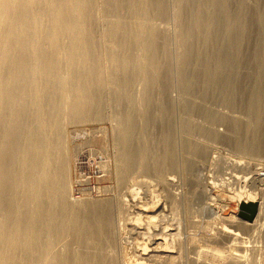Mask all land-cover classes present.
Listing matches in <instances>:
<instances>
[{
    "label": "bare ground",
    "instance_id": "6f19581e",
    "mask_svg": "<svg viewBox=\"0 0 264 264\" xmlns=\"http://www.w3.org/2000/svg\"><path fill=\"white\" fill-rule=\"evenodd\" d=\"M97 1L0 0V264H181L178 262L180 254L174 256L172 249L177 247L175 241L178 240L176 239L179 233L178 227H176L178 232L176 235L173 233L165 235V233L163 237L159 234V236L150 234L154 232H150V227L149 232L147 229L139 232L138 234L141 235L137 238L142 241L138 240V243L143 246V250L134 263L127 260L130 251L126 241L130 242L134 229L131 233H127L125 226H132L134 213L136 217L134 216L133 222L141 219V213H149V206L142 208L141 211L139 209V213L131 212L132 209L124 206L133 199L132 197L128 199V196H131L130 193L135 188L140 190L139 188L150 186L160 187L162 181L165 183L163 175L159 174V144H154L153 140L144 168L139 169L142 165L138 152L140 148L137 145L141 143H138L139 134L145 129H141L142 119L143 126L150 129L162 127L166 122L164 111L170 110L172 113L176 106H180L193 113L192 115L201 117L199 122L203 118L209 123L213 116L218 124L227 127L226 133L223 134L219 133L217 128L214 130L198 124L199 127L196 128L200 136L214 140L221 138L225 144H231L235 149L233 152L248 153L249 149L252 151L254 149L255 142L253 139L249 140L254 122L252 123L247 115H250V112L255 114L256 111H261L260 105L263 106L259 100L263 86L259 73L264 55L263 38L258 36L261 19L251 20L249 37L252 34L258 37H254L255 43L249 41L239 59L238 64L242 70L235 73L238 79L229 90L230 96L235 94L234 105L212 104L211 83L218 80L217 83L226 88L229 75L225 74V70L221 72L217 68L210 70L207 66L214 63H221L224 66L233 53V50L230 52L232 45L236 47L240 42L242 30L239 22L234 19L240 16L241 11L243 12L241 7L245 4L244 1L104 0L102 3V0V4ZM143 4L148 5L152 18L146 21L143 19L142 21L145 22L138 24L134 18L136 15L133 14L137 11L136 7ZM236 5L240 7L236 8ZM231 15H233L232 19ZM142 27L149 32L147 33L149 38L145 37L149 39L146 46V54L149 56L147 64L146 61L141 60L145 51L138 44L140 39L137 38L138 29L142 30ZM251 47H254V53H251ZM155 49H158L157 52L162 51V54L168 51L169 55L157 60L153 54ZM175 87L178 90H174ZM174 91H177L176 95ZM236 107L240 109L241 114L234 113L237 111L233 110ZM185 113L177 118L179 119L177 124L169 123L166 128L170 134L168 146L166 145V162H169L175 172L180 170L179 167L185 172L195 171L200 163L198 159L207 160L211 151L218 154L214 155L218 160L216 163L223 162L228 169H231V173L235 170L251 171L256 177L250 178L256 180L264 171V156H262L264 155V117L258 118L261 122L258 127L261 141L256 145L262 146L263 152L258 150L259 153H253L250 150L252 153L249 152V156L245 157L234 153L222 156L221 152L218 153L220 148L216 150L217 146H212L213 143L210 145L199 136L187 134L192 115ZM140 115L142 119L139 118ZM175 115L171 116L175 117ZM105 118L116 121L114 127L116 138L121 142V145L119 143L116 146L117 148L122 146L119 148L121 167L118 166L121 169L118 167L117 169L120 170L119 177L125 191L121 192V196L117 194L119 197L115 199L71 200L66 125L89 119L98 122ZM235 123H239V127H236ZM144 132L145 130L142 133ZM178 145L186 154L184 156L186 158L178 156ZM162 157L164 159L165 156ZM242 158L245 161L241 160ZM162 162L164 163V160ZM163 165L161 167L165 168L166 165ZM218 179L217 177L216 180ZM222 181L223 184L226 182L224 178ZM250 181L248 182L252 184ZM226 184L229 182L223 187ZM255 184L246 187L241 184L242 186L234 188L232 193V197L235 199L239 197L241 202L258 203L255 218L246 221L237 214L229 217H220L216 214L219 226L214 229L218 231V235L219 233L224 235L226 243L230 245L221 254L217 250H211L214 251L211 253L212 256L207 255L209 253L207 251L196 254V259L192 260L194 264H200L201 261L205 263L207 256L212 262L225 259L223 264H247L243 255V249L247 246L234 247L233 242L244 239L240 233L243 227H257L255 224L262 214V201L255 197L257 194ZM233 185L235 187L234 183ZM169 188L171 189L170 186ZM187 189L186 192H189ZM194 189L193 192L198 190ZM263 192L264 190L261 191L262 196ZM155 197L152 198L157 201V196ZM166 197L162 199L164 205H166ZM146 198L150 199L147 196ZM202 198L205 199L204 196ZM170 200L172 202L173 199ZM191 200L190 202H193ZM174 201L177 203L176 199ZM214 203H209L208 209H212ZM160 204H154L156 214L148 215L150 223L160 217L163 218L164 214L161 212L165 209L163 210ZM190 208H192L190 205L186 206L187 211ZM189 216L191 217L190 214ZM235 220L241 225L240 232L231 226ZM174 223L180 224H177V221Z\"/></svg>",
    "mask_w": 264,
    "mask_h": 264
},
{
    "label": "rangeland",
    "instance_id": "374dc122",
    "mask_svg": "<svg viewBox=\"0 0 264 264\" xmlns=\"http://www.w3.org/2000/svg\"><path fill=\"white\" fill-rule=\"evenodd\" d=\"M236 1H239V0H236ZM240 1H244L245 2V4L241 7L243 12L241 11L240 16L238 18L234 19V20H237L239 22L238 24L240 25V29L242 30V32L240 34V42L238 43V45L236 47H235L234 44L232 45V48H231L230 52L233 50V53H232L231 57H228V61H227V63L224 66L221 65V63H214V64L207 65L210 70H214L213 68L219 69L220 72L222 70H225V74L229 75V80H228V84H227L226 88H224V86L221 85L220 83H217L218 80H215V81H213L211 83V87H210L211 100L210 101L215 106H227V105L230 106V105H234L235 104L234 103V102H236L235 94L233 93L231 95L232 96L231 97L230 94H229V90L236 84V80L238 79V78L235 77V73L240 71V70H242V67L238 64L239 59L243 55V53H244L249 41L251 43H255L256 42V39L254 37L261 36V38H263L262 41L264 43V0H240ZM97 2L102 4V3H104V0H103V2H102V0H98ZM239 7L240 6L236 5V8H239ZM136 8H137V11H135L136 13L133 12V13H135L133 15H136V16H134V18L136 20L134 18H133V20H135L138 24L139 23H144L146 20H149L150 18H152L150 10L148 9V5L143 4V5H139ZM148 13H150L149 14L150 16L148 15ZM137 15H138V17H137ZM138 18H139V20H138ZM146 18H148V19H146ZM230 18L232 19L233 15H231ZM143 19L145 21H142ZM252 19H261V26L258 29L259 30L258 36H256L255 34L254 35L252 34V36L249 37L248 32H249V28H250ZM169 23H171V22H169ZM171 29H172V27H171ZM138 30H137L138 31L137 33L139 35L141 34L140 35L141 37L137 34V38L140 39V40H138V44H140V46L142 47V50L145 51V52H143V54L141 53L143 57H141V55H140V57H141L142 62L146 61V64H147V59H148L149 56H148V54H146V49H147L146 46H148V43H149V39H147V38H149V36H147L149 34V32L147 31V29L143 30V27H142V30H140V29H138ZM145 37H147V38H145ZM172 43H173V40H172ZM173 45H174V43H173ZM157 50L158 49H155L153 51V54H155V56L157 57V60L158 59L161 60L165 56L169 55V53H167L168 51L167 52L166 51L163 52L165 54L164 55V54H162V51L159 50L158 51L159 53H158ZM250 51H251V53H254L255 52L254 51V47H251ZM142 58H146V59L143 60ZM218 74H219V72H218ZM259 79H261V81L263 82V86H262V88L260 90V93H259V100L261 101L263 106L260 105L262 109L260 108L261 111H256V113H255L256 115L253 112H250L251 114L247 115L248 119L250 118L252 123L254 122L253 123L254 127H252L253 130L249 134V136H250L249 140L251 139L250 141H252V139H253V141L255 142V143H253L254 144V146H253L254 149H253V151L251 149L248 150L249 152L252 151L253 153H257L258 150L259 151L263 150L262 146H256V145H258L260 143V141H261V137H260V135H258L259 134L258 127H260L261 122H259L258 118L259 117H264V103H263L264 102V55H263V61L261 63V70H260V73H259ZM175 88H174V90H178L177 88L176 89ZM176 93H177V91H174L175 95H176ZM152 96H153V94H152ZM211 102H210V104H211ZM177 108L179 109L178 112H179L180 115L176 111ZM182 109L183 108H181L180 106L179 107L176 106L175 111H173L174 113L173 112L171 113L170 110H167V112L164 111L163 116H164L166 122H167V119H168V122L167 123L164 122L165 123V124L163 123L164 126H162V127L160 126L159 128H156V129H155V127L150 129V128L146 127L145 125L143 126L144 122H143L142 116L141 115L139 116V118L142 119V128L141 129L145 128L144 129L145 132L142 133L144 131V130H142L140 132L141 134H139V136H140L139 139L140 140L138 139L139 140L138 143L144 142L143 145L141 143L140 144L137 143L138 144L137 146L140 148V151H138V152H139V154L141 156V165H142L139 169L143 170L144 164H145V160H147L146 158H148V156H149L148 154H150L149 152L151 151L153 142H154V144H157V145L159 144L158 145V147H159V156H158V158H159V174L163 175V180L165 181V183L162 181L160 187L150 186V187H145V188H139L140 190L135 188L133 190V192L135 191V193H134L135 195L133 194V192H131L130 193L131 196H128V199H130L129 197H132L133 199H130L129 200L130 202L127 203L124 206L125 207H129L130 210L132 209L133 211H131V212L139 213L142 208L148 207V206H149L148 208L150 209V210L148 209L149 213H147V214H145V213L142 214L141 213L140 214L141 217L140 216L139 217L142 219V221H141V219H139L140 221L138 220V222L137 221L133 222L132 220H134L133 219L134 216L136 217V213H134V216L132 215L133 218L131 220V222L133 223L132 226L131 225H130V227H126L125 226L127 233H131L132 231L134 232V233H131V238L129 239L130 242L126 241L127 246L129 247V251H130L129 255H128V258H127L128 262L134 263L136 258H137V256H138V254L140 252H142L143 246L141 247V245H139V243H138V240L142 241V240L138 239L139 235H141V233L140 234H138V233L139 232H144L146 229L148 230V231L147 230L146 231L149 232V227L151 228L150 232L154 231V232H151L150 234H154V235H156V234L158 235L159 234L161 236L162 235L165 236V235H168V234H171V233L176 235V233L179 232L178 236H177L178 238H176L178 240L175 241L176 243L174 242L177 245V247L174 244L175 247L172 248V249L174 251V253H173L174 256L175 255L179 256V254H180V256L178 257V262L181 263V264H194V262L192 260L196 259V254H200L202 252H206L207 251V252H209L207 255L210 254L209 256H212L211 253H213L215 250H217L221 254V252H224L226 250L225 248L228 247L230 244L226 243V241L224 239V237H225L224 235H220V233L218 235V231L215 230L219 226L216 217H218V216H220V217H229V216H231L233 214H237L238 210H239L238 206H239V203L241 201L239 200V197H236V199L232 197L233 196L232 193H233L234 188L239 187L241 184L243 186H245L244 184H247V183H248L247 185H252V184L256 183L255 185L257 187L254 185L255 192L257 193V194H255V197H257L258 200L260 199L262 201V212H261L262 214H261V216H259L258 221L255 224L257 227H255V226H250L249 228H244L243 227L242 230H241V225H240V223H237L238 222L237 220H235V222L231 223L232 224L231 226H233L234 229L236 228L239 232H240V230L242 231L240 233H241V235L243 236L244 239L243 240L239 239L240 241L238 240V242L234 241L233 242V246L234 247H237V246H243L244 247V245L247 246V247H244V249H243L244 260L247 261V264H264V248H263L264 247V195L262 196V193H261V191L264 190V171L261 172L259 174V176L256 178V180L258 179L257 182H256V180H254L255 178H250V177H256V175L254 176L253 172H251L249 170H248L249 172H246L247 170H235V171L232 170L234 172L231 173V171H230L231 169H228L225 166V164H223V162H218L219 165L216 163V161H218V160L214 158V155L217 156L218 154L217 153L214 154L211 151V153H209L210 155L207 158V160L206 159H202L201 160L199 158L201 160L200 161L198 159V161L200 163L198 164V161H197L198 165L196 167L197 169H194L195 171H191L189 173V172H185L182 168L179 167L178 169H180V170L177 171L178 173L175 172L176 170L173 169L172 167H170L171 165L169 164V162L168 161H167L168 163L166 162V160H167L166 159V152H167V146H168V143H169L168 139H169V136H170V134H168L169 132H168V130L166 128L169 125V123H171L172 125L178 123L179 119H177V118H179L181 116V114L184 115V113L186 111V110L183 109L184 110V112H183ZM235 109L237 110V111H234L235 114H241V111H240V109L238 107L234 108L233 110H235ZM238 109H239V112H238ZM224 110L226 111V109H224ZM186 112L187 113H185V114L189 115V116H190V114L191 115L193 114V113H190L189 111H186ZM257 113H258V115H257ZM171 115H173V116L175 115V117H173ZM194 115L190 116L191 121L189 122V126L187 127L188 131L186 130L188 135H191V136L194 135L195 137L199 136L200 139L203 138L204 140H206V141H204L202 139L205 143L207 142L208 144H210V143L212 144L213 143L212 146L213 145H214V147L217 146L216 150L220 148L218 153L221 152L220 155H222V156H225V155L229 156L230 153L231 154H233V153L234 154H238V156H244V157L245 156H249V152L248 153L244 152V151H242V152H238V151L233 152L235 149L232 148L231 144L230 145H229V143L225 144V141H223L221 138L220 139L218 138V140L217 139L214 140L212 138H208V137H205L203 135L200 136V134L198 133V130H197L196 127L208 126V127L213 128L214 130L217 128L216 130H219L218 132L219 133H223V134L226 133L227 127L224 124H221V125L218 124L217 123V119L216 118L214 119L213 116L211 117V120H209V123H208V121L206 119L204 120L203 118L199 122L201 117H199L196 114H194ZM196 117H197V119H196ZM192 118H193V120H192ZM105 119L102 120V121H98V122L97 121L94 122V121L89 119V120H83L81 123H74V124L69 123V124L66 125V136H67L66 137V143H67L66 146H68L67 147V149H68L67 152H68V163H69L68 164V167H69L68 177H69V182H70L69 186L71 188L70 189V198H71V200L73 199L75 201L76 200L77 201H79V200H81V201H83V200L84 201L85 200L86 201H92V200L95 201L96 199L97 200H106V198L107 199H115V198L119 197V195L117 196V194H120V196H121L122 193H124V191H125L124 190L125 189L124 185L121 182L120 177H119L120 176V174H119L120 170L119 169H121L120 168L121 167V159H120V150L121 149H119V148L120 147L122 148V146H119V148H117L118 146H116L119 143L121 145V142L118 140V138H116V133H115L116 131H115V128H114V127H116V121L111 120L109 118H105ZM202 120H204V121H202ZM256 120H257V122H256ZM210 121H212V122H210ZM191 122H193V123H191ZM258 122H259V124H258ZM252 123H251V126H252ZM198 124H199V126H198ZM209 124L212 125V126H210ZM235 125H236V127H239L240 124L239 123H235ZM257 125H259V126H257ZM255 126H257V127H255ZM188 132L189 133L191 132V133L189 134ZM192 132H193V134H192ZM155 133H156V135H155ZM195 133H196V135H195ZM150 134L151 135L153 134V135L150 136ZM163 135H165V136H163ZM149 137H151V138H149ZM152 140H153V142H152ZM162 142H163V144H162ZM144 144H146V145H144ZM139 148H138V150H139ZM179 148H180V145H178V148H177L178 149V153H179L178 156L180 158H186V157H184V156H186V154L183 152V150L181 148L180 149ZM255 148H259V149H255ZM180 150H181V152H180ZM162 151L164 152V154H163L165 156L164 159L162 157L163 156L162 155V153H163ZM254 151H256V152H254ZM262 152H260V153H262ZM244 153H245V155H244ZM240 154H242V155H240ZM146 155H147V157H146ZM262 156H264V155L262 154ZM163 160H164L165 164L162 162ZM212 160H213V162H212ZM241 160L245 161V159H243V158ZM160 161H161V163H160ZM117 162H120V163L117 164ZM214 163H216V164H214ZM220 163L222 164V166H221ZM161 165H163V166L166 165V166H165V168H163V167H161ZM208 165H209V167H208ZM118 166H120V167H118ZM117 167L119 169H117ZM167 168H169V169H167ZM224 168H226V169H224ZM162 169L164 171H162ZM215 169H216V172H215ZM142 170H139V171H142ZM116 171L118 172L117 174H119V175L116 174ZM166 171L171 173V174H173V175L175 174V176L176 175H179V176H177V177L172 176L171 177L170 176L171 174L167 173ZM181 171H183V172H181ZM141 173H143V172H141ZM166 174H168V175H166ZM191 174L193 176L197 175V177L194 176V177H196V178H194V177H192ZM237 174H238V178H237ZM248 174L249 175L251 174V175L249 176ZM262 174H263V176H262ZM233 175L236 176L237 180H235L236 178ZM240 175H242V177ZM217 177L219 178L218 181L216 180ZM259 177L260 178L263 177V178L260 179ZM166 178H168V179H166ZM172 178H173V180H171ZM197 178L200 179L201 181L198 180ZM222 178H224V181H226L225 183L229 182V184H226L223 187V185L225 183L223 184ZM225 178H227V179H225ZM249 178H250V180L251 179L252 180L250 181ZM174 179L177 180V181H175ZM180 179H181V181H178ZM233 179H234V181H233ZM239 179H241V180L239 181ZM197 180L199 181V183H198ZM219 180H220V183L222 181L221 184L219 183L221 186H219V184L217 183V182H219ZM244 180L246 181V183H245ZM260 180H262V182ZM174 181H175V183H174ZM194 181H197L196 183H198V184L195 185L196 183ZM231 181H233V182H231ZM242 181H244V182H242ZM248 181H250L252 184H250ZM185 182L187 183V185H186ZM201 182H202V184H201ZM236 182H238L239 184L236 183ZM120 183H122V185H120ZM169 183H171V185ZM188 183H189V185L194 186L193 188H195V189L197 188L198 190L196 189L197 191L193 192V190H192L193 188L191 186H189ZM214 183H216V184L214 185ZM233 183L235 184V187H234ZM167 184L171 187V189L169 188V186ZM174 184L175 185L177 184V185L175 186ZM217 184H218V186H216ZM236 184H238V185H236ZM185 185L187 186L188 189L186 188ZM122 186H123V189H122ZM174 187H176V188H174ZM167 188H169V189H167ZM141 189L143 191L144 190H147V191L143 192V191H141ZM172 189H174V190H172ZM175 189L178 190L180 193L178 191H176ZM186 189L189 190V192H186ZM204 189L206 191H204ZM241 189H243V187ZM258 189H261V190H258ZM182 190H183L184 193L181 192ZM201 190H203V192ZM170 191H173V192H170ZM200 191L203 193V196H204L205 199L202 198L203 196H201L202 193ZM137 192H138V195H137ZM139 192H140V194H139ZM199 192H200L201 195L199 194ZM161 193L164 194L165 196L162 195ZM197 193H198V195H197ZM205 193H208L207 196L204 195ZM173 194H175V196ZM176 194H177V196H176ZM145 195L148 198H150L151 200L147 199ZM167 195H168V197H166ZM228 195H230V196H228ZM149 196H151V197H149ZM155 196H157V201L155 200L156 199ZM179 196H181L183 198H181ZM261 196H262V198H261ZM143 197H144V199H143ZM152 197H155V199L152 198ZM165 197H166V200H165V204L166 205H164V201H163L165 199ZM134 198H136V199H134ZM218 198L220 199V201H218L219 200ZM153 199L155 200V202H154ZM167 199H168V201H167ZM170 199H173L172 200L173 203L171 202ZM175 199L177 200V203L174 201ZM131 200H133V201H131ZM186 200H187V202H186ZM190 200L193 201V202H190ZM199 200H201V202ZM212 200H214V202L216 201V203L212 202ZM180 201H181V203H180ZM167 202H168V204H167ZM169 202H171V204ZM157 203H161L160 205L163 206L162 209L163 210L165 209L164 211L161 212V213L164 214V215L162 214L164 219L162 217H160L158 219H160L161 221L160 220L158 221V219H156L155 221L153 220V222L150 223L149 222L150 218H148V215L150 213H151V215L153 213L156 214L155 213L156 209L154 208V204L157 205ZM178 203H179V205H182V206H179ZM182 203H184V204H182ZM193 203H195V204H193ZM209 203H214V207L212 209H208V204ZM172 205H176V206L178 205V206L174 207ZM189 205L192 208H190V210H188L190 212L187 214L188 211L186 209V206H189ZM193 205H194V209H193ZM171 206H172V208H171ZM202 206H204L203 207L204 211L202 210ZM205 206H206V208H205ZM139 209H140V211H139ZM178 209H180V211ZM206 209H208V211ZM151 210H153V211H151ZM168 210L171 211V213L174 214V216L176 215L180 219H176L177 218L176 216L173 217V215ZM209 210H210L211 213L209 212ZM212 210H213V212H212ZM183 211H185V212H183ZM181 212H183L184 214L181 213ZM168 214L169 215L171 214V216H168L169 218L171 217V218H174V219H172V220H171V218L169 219L167 217ZM189 214L191 215V217L189 216ZM180 215H182V216H180ZM174 221L175 222L177 221V224H179V223L180 224L179 225H175L176 223H174ZM178 221H180V222H178ZM182 222H183V224H182ZM134 223H136V224H134ZM157 223H158V225H157ZM161 224H163V225H161ZM208 224H210V226H208ZM214 224H215V227H214ZM233 224H235V225H233ZM164 225L165 226L167 225L166 228H165ZM180 225H181L182 228L179 227ZM142 226H144L145 228L142 227ZM162 227L164 229H162ZM168 227L172 228V229H169ZM176 227H178V229ZM155 228H156V230H155ZM132 229H134V230H132ZM176 229L179 230V231L177 232ZM167 230H168V232H167ZM136 235H138V236H136ZM181 235H183V236H181ZM169 240H172V239L169 238ZM178 245H179V247H178ZM180 247H182V248H180ZM211 250H214V251H211ZM209 256H207V259H205V261H204L205 263H203L201 261L200 264H207V263L208 264L209 263L210 264H219V263L223 264V262L225 260V259L224 260L223 259H219L220 261L218 260L217 262H212ZM250 258H252V259H250ZM247 259H249V261H251V260L252 261L249 262ZM206 260H207V262H206Z\"/></svg>",
    "mask_w": 264,
    "mask_h": 264
},
{
    "label": "water",
    "instance_id": "95a60500",
    "mask_svg": "<svg viewBox=\"0 0 264 264\" xmlns=\"http://www.w3.org/2000/svg\"><path fill=\"white\" fill-rule=\"evenodd\" d=\"M258 210V203L257 202H241L239 204V210H238V217L246 220V221H252Z\"/></svg>",
    "mask_w": 264,
    "mask_h": 264
}]
</instances>
